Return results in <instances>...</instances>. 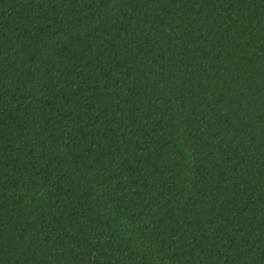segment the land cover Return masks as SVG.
<instances>
[{
    "label": "trees",
    "instance_id": "16d2710c",
    "mask_svg": "<svg viewBox=\"0 0 264 264\" xmlns=\"http://www.w3.org/2000/svg\"><path fill=\"white\" fill-rule=\"evenodd\" d=\"M0 264H264V0H0Z\"/></svg>",
    "mask_w": 264,
    "mask_h": 264
}]
</instances>
